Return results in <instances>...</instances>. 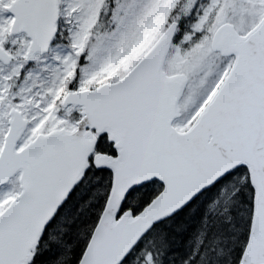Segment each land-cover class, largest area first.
Wrapping results in <instances>:
<instances>
[{"label":"snow or ice","instance_id":"1","mask_svg":"<svg viewBox=\"0 0 264 264\" xmlns=\"http://www.w3.org/2000/svg\"><path fill=\"white\" fill-rule=\"evenodd\" d=\"M0 264H264V0H0Z\"/></svg>","mask_w":264,"mask_h":264}]
</instances>
